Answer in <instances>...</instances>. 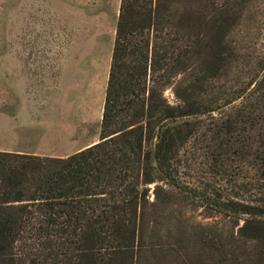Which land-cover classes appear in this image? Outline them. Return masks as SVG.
Instances as JSON below:
<instances>
[{"label":"trees","instance_id":"16d2710c","mask_svg":"<svg viewBox=\"0 0 264 264\" xmlns=\"http://www.w3.org/2000/svg\"><path fill=\"white\" fill-rule=\"evenodd\" d=\"M0 264H264V0H121L99 142L0 151Z\"/></svg>","mask_w":264,"mask_h":264},{"label":"rangeland","instance_id":"374dc122","mask_svg":"<svg viewBox=\"0 0 264 264\" xmlns=\"http://www.w3.org/2000/svg\"><path fill=\"white\" fill-rule=\"evenodd\" d=\"M120 6L121 0H0V113L8 114L1 124L49 129L53 153L40 154L67 157L85 137L100 140ZM193 214L203 220L202 208Z\"/></svg>","mask_w":264,"mask_h":264},{"label":"crops","instance_id":"0c3cea01","mask_svg":"<svg viewBox=\"0 0 264 264\" xmlns=\"http://www.w3.org/2000/svg\"><path fill=\"white\" fill-rule=\"evenodd\" d=\"M1 110L6 111L5 105H0V111ZM7 115L6 112L0 113V151L35 156H46L45 154L40 153H53L51 146H48V144L52 142V139L48 140L46 137L50 134L48 131L49 129L46 128V130H42L41 133L35 129L38 128V126L30 121L29 123L26 121V123L20 125L21 128L24 126L23 130H19L20 128L15 125H9L7 122L2 125L1 123L3 121H7L5 119ZM11 116H16V113H12ZM15 120L17 121V118H15ZM10 122H12V119ZM85 139L86 140L82 143H77L75 150H70L69 153H77L99 142L98 138L85 137Z\"/></svg>","mask_w":264,"mask_h":264}]
</instances>
